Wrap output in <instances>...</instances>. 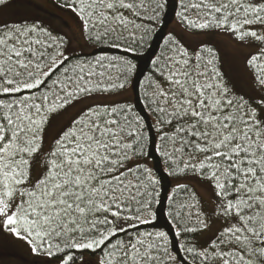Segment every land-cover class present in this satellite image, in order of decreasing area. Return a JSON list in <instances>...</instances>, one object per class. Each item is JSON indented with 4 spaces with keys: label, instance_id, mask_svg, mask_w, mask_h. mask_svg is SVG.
<instances>
[{
    "label": "snow or ice",
    "instance_id": "6c2138e0",
    "mask_svg": "<svg viewBox=\"0 0 264 264\" xmlns=\"http://www.w3.org/2000/svg\"><path fill=\"white\" fill-rule=\"evenodd\" d=\"M55 6L114 54L0 23V236L42 264H264V0Z\"/></svg>",
    "mask_w": 264,
    "mask_h": 264
},
{
    "label": "rangeland",
    "instance_id": "374dc122",
    "mask_svg": "<svg viewBox=\"0 0 264 264\" xmlns=\"http://www.w3.org/2000/svg\"><path fill=\"white\" fill-rule=\"evenodd\" d=\"M13 9L19 12L12 11ZM13 9L5 8L0 11V23L19 21L22 20L25 15H29L31 18L39 19L46 25L50 24L52 27L68 34L72 40L71 47L77 52H88L91 50V46L81 38L71 16L57 8L54 0H14ZM170 29H175L178 33L180 32L176 21L170 23L168 30ZM183 38L189 40L191 43H195V41H192L186 34ZM210 39H212L216 45L222 43L221 38L215 35H212ZM101 99L102 98L98 97L97 101L99 102ZM117 99H119V97H117ZM71 114L72 113L69 112L67 115L60 117L55 121L54 127H59ZM211 236V232L205 231L202 232L201 239L204 242ZM0 248L7 250L6 253L0 254V264H42V260L46 259L33 256L27 245L20 241H15L12 237L7 236V234L0 236Z\"/></svg>",
    "mask_w": 264,
    "mask_h": 264
},
{
    "label": "trees",
    "instance_id": "16d2710c",
    "mask_svg": "<svg viewBox=\"0 0 264 264\" xmlns=\"http://www.w3.org/2000/svg\"><path fill=\"white\" fill-rule=\"evenodd\" d=\"M54 2H55V0H54ZM13 5H14V4H13ZM10 8L13 9V6L10 7ZM12 11H17V10H16V9H13ZM17 12H19V11H17ZM21 21H22V20H19V21H13V22H21ZM173 21H176L174 17H172V22H173ZM172 22H171V23H172ZM9 23H12V22H9ZM45 25H46V24H45ZM169 25H170V24H169ZM169 25L167 26V28L164 29L165 32L168 31ZM154 43H156V42L154 41ZM101 50H103V51L106 52L107 54H114V50L109 49V48H107L106 46H102V45H97V46H95V47L91 46V50H90V51H88V52H77V53H78V54H81L83 57H89V56H91V55L94 54V53H99ZM145 59H146V57H145ZM137 63H138V64H142L143 61H141V60L138 59V60H137ZM167 179H168L169 181H172V180H173V178H171V177H168ZM162 195H163V193H162ZM201 234H202V233L197 234V240H198L199 242H203L202 239H201ZM6 251H7V250H5V249H3V248H0V254L6 253Z\"/></svg>",
    "mask_w": 264,
    "mask_h": 264
}]
</instances>
